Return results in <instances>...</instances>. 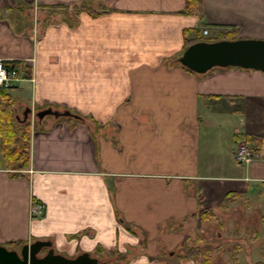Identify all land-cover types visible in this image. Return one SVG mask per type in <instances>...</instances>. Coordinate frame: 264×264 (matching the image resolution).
Returning a JSON list of instances; mask_svg holds the SVG:
<instances>
[{
	"label": "crops",
	"instance_id": "crops-1",
	"mask_svg": "<svg viewBox=\"0 0 264 264\" xmlns=\"http://www.w3.org/2000/svg\"><path fill=\"white\" fill-rule=\"evenodd\" d=\"M203 28L264 39V0H201L197 15L184 0H0V59L22 74L6 93L30 123L28 166L0 167V246L193 264L187 250L218 247L213 232L231 241L236 209L244 231L216 254L264 264V209L247 208L264 189V73L181 69Z\"/></svg>",
	"mask_w": 264,
	"mask_h": 264
},
{
	"label": "water",
	"instance_id": "water-1",
	"mask_svg": "<svg viewBox=\"0 0 264 264\" xmlns=\"http://www.w3.org/2000/svg\"><path fill=\"white\" fill-rule=\"evenodd\" d=\"M178 64L194 74H204L212 68H239L264 73V40H221L197 42L187 46L177 60ZM29 114L26 109L24 116ZM45 115L60 116L45 110L35 114L38 119ZM64 115H67L65 113ZM46 251L40 255L41 250ZM0 264H97L86 254L66 259L53 253L50 243L36 241L18 250L0 246ZM103 264V263H101Z\"/></svg>",
	"mask_w": 264,
	"mask_h": 264
},
{
	"label": "trees",
	"instance_id": "trees-1",
	"mask_svg": "<svg viewBox=\"0 0 264 264\" xmlns=\"http://www.w3.org/2000/svg\"><path fill=\"white\" fill-rule=\"evenodd\" d=\"M200 1L184 0V10L189 14L197 15L199 13ZM234 36V32H226L220 34L214 41H232L236 39ZM197 41L198 39L194 38L187 42L184 49ZM180 68L191 73L182 66ZM18 122L14 118L13 108L6 91L0 90V167L8 172L24 170L28 166L30 124L28 122ZM13 174L17 175L18 173ZM201 214L204 216V221H209L212 217L210 210L204 211ZM14 246L18 247V244H14ZM237 246L235 245L233 251L238 249L239 246ZM218 250L219 248L217 246L202 244L201 246L189 248L186 252V258L193 264H211V260ZM233 251L230 253L232 259L235 258Z\"/></svg>",
	"mask_w": 264,
	"mask_h": 264
},
{
	"label": "rangeland",
	"instance_id": "rangeland-1",
	"mask_svg": "<svg viewBox=\"0 0 264 264\" xmlns=\"http://www.w3.org/2000/svg\"><path fill=\"white\" fill-rule=\"evenodd\" d=\"M213 34H211L210 31H208V35L207 36H202L201 35V32L200 34H198V40L200 42H212L214 39H216V37H213L212 36ZM235 37V36H234ZM236 40V39H235ZM237 40H259V41H263L264 39H258V38H250V39H237ZM259 191H261L260 193V196L257 195V192H254L252 194H250V196H248V205H247V208L248 210H251V209H257L259 210L260 209H264V189H260ZM259 196V197H258ZM245 202V201H244ZM238 204V203H237ZM245 204V203H244ZM232 218H234L235 220H233L234 222H229V226H228V229H230V233L228 232V237H230V240L231 241H228L227 238H223V240H218L217 237H216V234L215 232H213L211 234V236L209 237V241L210 242H213L215 244L218 245V248L221 249V248H226L225 246L226 245H231V242L235 238V232H238V233H243L244 231V227H240L241 229H237V226H234L232 223H236L239 222V217L237 216V214H240L239 211H236V209H233L232 211ZM231 214V215H232ZM241 215H245L244 213H242ZM240 242V241H239ZM230 247V246H229ZM218 254V253H217ZM215 254L213 256V263L212 264H223L222 262V258L224 257L223 255H217ZM61 256H63L64 258L65 257V253H62ZM226 256V255H225ZM227 257V256H226ZM67 259V258H66ZM224 259V258H223Z\"/></svg>",
	"mask_w": 264,
	"mask_h": 264
},
{
	"label": "built area",
	"instance_id": "built-area-1",
	"mask_svg": "<svg viewBox=\"0 0 264 264\" xmlns=\"http://www.w3.org/2000/svg\"><path fill=\"white\" fill-rule=\"evenodd\" d=\"M206 34V31H203ZM18 81V75L15 68L4 67L0 60V89L11 88ZM235 160L238 164H247L250 160V155L245 144H240L234 153Z\"/></svg>",
	"mask_w": 264,
	"mask_h": 264
},
{
	"label": "flooded vegetation",
	"instance_id": "flooded-vegetation-1",
	"mask_svg": "<svg viewBox=\"0 0 264 264\" xmlns=\"http://www.w3.org/2000/svg\"><path fill=\"white\" fill-rule=\"evenodd\" d=\"M46 251V249L41 250L40 254H43Z\"/></svg>",
	"mask_w": 264,
	"mask_h": 264
}]
</instances>
